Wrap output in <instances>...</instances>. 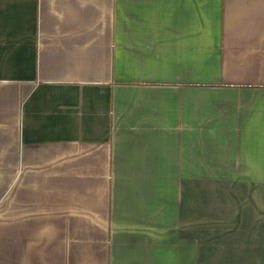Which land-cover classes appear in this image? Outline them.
I'll return each mask as SVG.
<instances>
[{"label": "crops", "instance_id": "obj_1", "mask_svg": "<svg viewBox=\"0 0 264 264\" xmlns=\"http://www.w3.org/2000/svg\"><path fill=\"white\" fill-rule=\"evenodd\" d=\"M0 264H264V0H0Z\"/></svg>", "mask_w": 264, "mask_h": 264}]
</instances>
